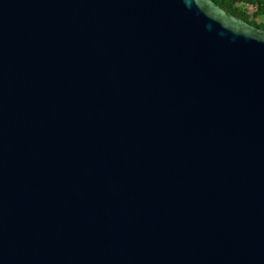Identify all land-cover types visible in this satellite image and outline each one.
<instances>
[{
  "label": "water",
  "instance_id": "1",
  "mask_svg": "<svg viewBox=\"0 0 264 264\" xmlns=\"http://www.w3.org/2000/svg\"><path fill=\"white\" fill-rule=\"evenodd\" d=\"M0 264H264V29L0 0Z\"/></svg>",
  "mask_w": 264,
  "mask_h": 264
},
{
  "label": "trees",
  "instance_id": "2",
  "mask_svg": "<svg viewBox=\"0 0 264 264\" xmlns=\"http://www.w3.org/2000/svg\"><path fill=\"white\" fill-rule=\"evenodd\" d=\"M233 15L264 29V0H213Z\"/></svg>",
  "mask_w": 264,
  "mask_h": 264
}]
</instances>
